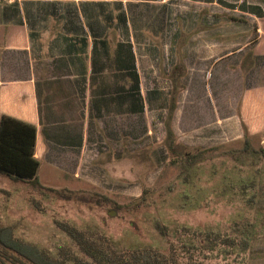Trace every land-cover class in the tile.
<instances>
[{"label": "crops", "instance_id": "crops-1", "mask_svg": "<svg viewBox=\"0 0 264 264\" xmlns=\"http://www.w3.org/2000/svg\"><path fill=\"white\" fill-rule=\"evenodd\" d=\"M2 115L35 126L49 182L162 162L167 126L231 145L264 127V0H0Z\"/></svg>", "mask_w": 264, "mask_h": 264}, {"label": "rangeland", "instance_id": "rangeland-1", "mask_svg": "<svg viewBox=\"0 0 264 264\" xmlns=\"http://www.w3.org/2000/svg\"><path fill=\"white\" fill-rule=\"evenodd\" d=\"M245 138L252 148H262L264 127L249 132L243 123L241 139L231 145L199 147L202 150L178 147L182 155L195 154L188 171L168 151L159 163L148 157L143 145L126 158L117 157L115 151V180L88 184L47 181L53 168L41 158L40 184L74 194L61 198L0 174V223L53 253L58 246H73L55 223L65 220L106 235L119 250L150 246L175 256L179 264H264V161L255 160L252 166L245 153L234 152L243 148ZM250 179L255 186L238 187L239 181L245 184ZM101 195L120 207L115 209ZM252 195L256 198L249 200ZM141 198V206L134 208ZM156 224L166 226V236ZM205 231L235 240L247 237L249 247L241 250L198 235Z\"/></svg>", "mask_w": 264, "mask_h": 264}, {"label": "trees", "instance_id": "trees-1", "mask_svg": "<svg viewBox=\"0 0 264 264\" xmlns=\"http://www.w3.org/2000/svg\"><path fill=\"white\" fill-rule=\"evenodd\" d=\"M165 141L167 151L173 154V161L180 159L183 170L188 171L190 164L195 162V154L186 151L182 155L178 151V147L184 146L176 142L169 126H167ZM34 146V125L8 115L0 117V174L51 191L61 198H71L74 194L71 190L48 188L40 184L37 176L39 161L34 157ZM198 150H202V148H198ZM234 152L241 154L240 156H244L243 153H245L248 158L250 157L252 166L255 165V160L264 161V146L256 150L250 146L246 138L243 148ZM243 185L255 186V180L250 179L245 184L242 180L238 182L239 188ZM168 187L170 189L171 185ZM99 198L111 202L114 207L117 206L115 209L120 207L105 195H101ZM255 198V195H252L249 200ZM142 199L135 202L133 207H140ZM55 223L71 239L73 246H58L54 253L17 236L11 226L0 223V264H179L175 256L168 255L154 247L144 246L119 250L111 244L106 235L88 228H80L65 220H55ZM156 225L160 233L166 236V226ZM198 235H204L207 239L241 250H246L249 247L247 237L235 240L211 231L198 232Z\"/></svg>", "mask_w": 264, "mask_h": 264}]
</instances>
